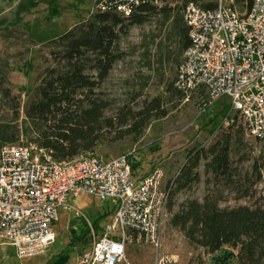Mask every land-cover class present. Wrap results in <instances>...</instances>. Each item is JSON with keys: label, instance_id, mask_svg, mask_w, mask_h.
Wrapping results in <instances>:
<instances>
[{"label": "rangeland", "instance_id": "374dc122", "mask_svg": "<svg viewBox=\"0 0 264 264\" xmlns=\"http://www.w3.org/2000/svg\"><path fill=\"white\" fill-rule=\"evenodd\" d=\"M95 1L0 0V124L18 126L13 144L34 146L40 153L38 124L27 116V106L36 98L40 74L59 62L64 65L65 54L75 49L81 23L96 13ZM234 2L240 8L244 5ZM166 5L173 9L170 15L159 11L143 24H131L124 30L116 27L119 38L109 52L82 47L71 69H81L86 77L76 95L77 109L93 122L100 135L94 149L82 155L112 158L129 153L135 179L160 167L165 172L163 186L168 187L185 162L187 151L197 145L208 146L218 136L228 134V120L236 113L228 96L205 109L204 94L188 96L176 88L182 53H178L173 20L176 13L183 14V1L170 0L158 7ZM156 98L166 115L151 118L140 134L127 132L133 115ZM241 123L230 129V157L239 173L237 179L244 184L247 178L256 181L254 164L261 161L264 142L249 134ZM199 171L201 180L174 196L172 211L167 206L162 250L179 254L180 264H239L232 254L236 251L228 246L214 253L191 246L171 218L186 199L203 200L208 194L221 207L264 204V182L258 181L251 194L243 196L232 186L209 182L211 174L205 172L203 162ZM114 208L112 198L71 194L53 224L55 241L45 252L20 259L14 246L0 241V264H78L83 253L93 248L94 237H100L111 222ZM128 256L136 264L153 263V249L148 245L132 246Z\"/></svg>", "mask_w": 264, "mask_h": 264}, {"label": "built area", "instance_id": "2783aa9c", "mask_svg": "<svg viewBox=\"0 0 264 264\" xmlns=\"http://www.w3.org/2000/svg\"><path fill=\"white\" fill-rule=\"evenodd\" d=\"M170 0H96V11L129 15L144 3ZM190 43L177 68L176 87L205 95L206 109L228 96L247 132L264 141V0H182ZM203 3H212L206 6ZM34 146H0V241L18 258L45 252L56 238L53 224L68 197L89 194L115 202L111 222L78 264H136L132 246L153 249L152 264H180V255L162 250L170 190L165 172L155 168L137 180L131 154L112 158L89 153L57 161Z\"/></svg>", "mask_w": 264, "mask_h": 264}, {"label": "trees", "instance_id": "16d2710c", "mask_svg": "<svg viewBox=\"0 0 264 264\" xmlns=\"http://www.w3.org/2000/svg\"><path fill=\"white\" fill-rule=\"evenodd\" d=\"M247 1L250 4L252 0ZM185 2L183 1V7ZM159 11L170 15L173 9L167 5L158 7L152 3H144L129 15L115 9L98 10L91 19L81 23V35L75 49L65 54L64 65L59 62L58 66L48 67L40 74L41 82L36 88V98L27 106V116L38 124L36 132L39 148L50 151L52 158L57 161L72 160L94 149L100 135L93 122L77 109L76 95L84 85L86 77L81 74V69H71L74 66L73 61L80 55L82 47L109 52L119 38L116 27L124 30L131 24H143L150 14ZM173 27L179 41L178 53L183 55L190 43L189 27L184 13L175 14ZM67 33L69 32L65 34ZM165 115L166 110L160 100L153 99L133 115V122L127 132L140 134L151 118ZM239 121V115L235 114L228 120V134L218 136L208 146L197 145L187 151L185 162L167 187L170 190V211L174 206V196L192 188L201 180L199 168L202 162L205 172L211 174L209 182L232 186L243 196H249L258 181L264 182V154L260 157L261 161L254 164L256 181L247 178L248 183L245 182L244 187L242 181L237 179L239 173L232 165L230 157L233 141L230 129ZM243 128L246 130L244 125ZM19 131L17 125L0 124V146L13 144ZM171 223L184 232L194 248H203L207 253H214L228 246L236 251L232 254L239 264H264V204L221 207L210 194L203 200L188 198L173 213Z\"/></svg>", "mask_w": 264, "mask_h": 264}, {"label": "bare ground", "instance_id": "6f19581e", "mask_svg": "<svg viewBox=\"0 0 264 264\" xmlns=\"http://www.w3.org/2000/svg\"><path fill=\"white\" fill-rule=\"evenodd\" d=\"M54 241H55V239H54Z\"/></svg>", "mask_w": 264, "mask_h": 264}]
</instances>
